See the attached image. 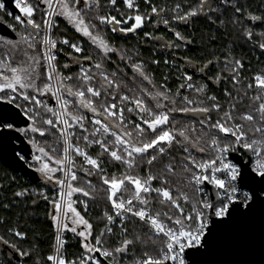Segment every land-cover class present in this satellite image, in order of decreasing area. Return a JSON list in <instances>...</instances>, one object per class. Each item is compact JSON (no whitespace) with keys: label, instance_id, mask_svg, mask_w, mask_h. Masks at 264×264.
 I'll use <instances>...</instances> for the list:
<instances>
[{"label":"snow or ice","instance_id":"obj_1","mask_svg":"<svg viewBox=\"0 0 264 264\" xmlns=\"http://www.w3.org/2000/svg\"><path fill=\"white\" fill-rule=\"evenodd\" d=\"M142 2L143 9L140 0H119L121 9L118 0H14L19 14L6 13L14 23L0 18L15 34L0 35V143L29 146L28 166L53 186L51 198L38 195L55 228L50 254L34 259L36 246L22 247L27 233L9 225L0 233V264H251L237 257L257 229L264 257V69L243 77L242 60L226 54V73L196 82L185 69L173 90L169 76L159 83L150 71L160 60L112 42L155 19L169 27L174 39L164 47L176 55L191 41L172 25L201 15L216 23L227 6L231 24L264 53V31L244 23L264 25V16L240 0H198L187 9ZM60 20L81 39L57 33ZM180 58L202 73L220 62ZM209 82L231 87L221 98ZM90 202L104 205L99 230L87 218ZM69 232L79 240L73 258Z\"/></svg>","mask_w":264,"mask_h":264},{"label":"trees","instance_id":"obj_2","mask_svg":"<svg viewBox=\"0 0 264 264\" xmlns=\"http://www.w3.org/2000/svg\"><path fill=\"white\" fill-rule=\"evenodd\" d=\"M154 2L161 6L167 5L168 7H172L176 3H181L182 6L187 9L189 5H196L198 0H154ZM140 3L141 8L143 9L145 6L143 5L142 0H140ZM240 4L247 12H250L253 15L264 16V0H240ZM118 6L121 9L124 7L122 3H119V0ZM223 10L224 14L219 16L216 23H212L204 17L197 16L192 18L194 20L195 39L191 42V46H182L176 55H173V53L176 52L175 49L164 47V44L167 41L174 39L173 35L170 34L169 27H166L162 21L158 23L155 19H153L152 22L147 23L138 35L128 34L127 36H123L116 33L112 42L118 47H124L131 50L138 49L142 58L146 61H151L152 59L160 60L159 65H149L150 71L159 83L163 82V77L165 75L169 76L167 86L173 90H175L182 82L181 80L176 79V77L185 71V68H183L185 60L180 57H186L193 63H202L201 65H203L208 60H214L224 51H227L228 55H233L243 61L244 70L242 76L251 77L255 72L264 69V56L240 36V30L237 26L231 24L230 20L233 15L232 9L225 6L223 7ZM7 12H11L7 7L6 11H0V18H3L6 23H14L12 18L6 15ZM16 14L19 13L13 15ZM113 14L116 13L113 12ZM216 15L218 14H214V18ZM220 20H224L225 25H221ZM58 23L59 27L56 29L57 33L63 32L75 40L81 39L79 35L76 34L63 20L58 21ZM245 23L247 26L251 25L254 27L250 21H246ZM181 24H174L172 26L177 30H183L185 34L191 37L189 29L181 27ZM255 29H257V33L264 31V25L259 23ZM145 32H151L154 36L162 37L163 39L151 40L144 38ZM142 38L144 42H141ZM181 43L184 45L183 42ZM85 48H88L87 44H85ZM174 57H176V60H174ZM165 59L169 60V65L164 64ZM173 61H175V63H172ZM59 62L61 65L67 62V57L61 55L59 57ZM86 66L87 65H85V67ZM120 66L123 67L124 65L121 64ZM177 66H179V72H177ZM216 66L217 64L209 66L206 77H215L222 71L225 73L227 72L226 70H223V65H220L219 68H215ZM78 70L77 67H73L72 69L74 73ZM189 73L193 75V79L196 82H208L205 79L206 77L201 76V74L197 75L193 72ZM209 85L210 94H215L221 98H223L224 88L231 87L230 82H222L217 86ZM30 159L26 160L27 164ZM36 175V180L25 178L20 174L12 172L0 162V219L8 221V224L0 225V233L4 232L9 225L20 226L21 230L27 233V239L22 242V247L29 248L30 246L35 245L37 252L34 259H41L51 252L52 245L54 244L55 228L49 218L51 206L44 201L38 193L47 192L51 198L53 194V186L50 184L46 185L43 178L40 177L38 173H36ZM25 189L28 190L29 195L24 197H16L14 195L16 192ZM5 205H7V207H5ZM103 211L104 205L102 202L99 204L89 203L87 218L94 223V227L97 230L103 227L102 223L97 222ZM115 231L118 232L119 230L115 229ZM64 238L67 240L65 246L66 253L69 258H73L74 254H77L80 251L79 240L70 232L65 233ZM111 243L115 244L117 243V240L114 238ZM29 264H32V262L30 261Z\"/></svg>","mask_w":264,"mask_h":264},{"label":"water","instance_id":"obj_3","mask_svg":"<svg viewBox=\"0 0 264 264\" xmlns=\"http://www.w3.org/2000/svg\"><path fill=\"white\" fill-rule=\"evenodd\" d=\"M6 7L13 13H19L18 9L14 6V0H4ZM0 35L5 37H14L12 33L4 23H0ZM15 151H20L25 155V160H20L15 156ZM30 148L28 145L22 142V140H13L11 143L4 141L0 143V162L4 164L5 167L10 169L16 174H20L25 178L31 180H36V173L28 166L26 160L30 159ZM239 259H244L251 264H261L262 253H261V243L258 229L249 237L246 247L242 254L237 257Z\"/></svg>","mask_w":264,"mask_h":264},{"label":"flooded vegetation","instance_id":"obj_4","mask_svg":"<svg viewBox=\"0 0 264 264\" xmlns=\"http://www.w3.org/2000/svg\"><path fill=\"white\" fill-rule=\"evenodd\" d=\"M213 3H214V5H219L220 4V0H213ZM225 7V6H224ZM199 17H204L203 15H201V16H199ZM205 18V17H204ZM253 25L255 24V22H257V21H250ZM181 27H183V28H185V29H189V33H190V35H191V37L190 36H188L187 34H185L184 33V31L183 30H177V31H180V32H182L183 34H185L184 36H185V39H186V41H191V42H193L194 41V39H195V37H194V20L192 19L189 23H182L181 24ZM171 32V31H170ZM171 35H172V33H170ZM161 42V41H160ZM183 46L185 47V46H191L192 44L191 43H185V42H183ZM251 46H253V47H255L256 48V50L259 52V53H261L263 56H264V53H262L261 52V50L258 48V47H256L255 45H254V43H251ZM165 50V49H164ZM229 51V50H228ZM228 52L227 51H224L220 56H219V58H220V62L219 63H217V66L215 67V68H219L220 67V65H223L224 66V64H223V60H224V57H225V55L227 54ZM231 57H235V56H233V55H230ZM235 58H237V57H235ZM238 59V58H237ZM260 59V58H259ZM174 60H176V57H174ZM178 64H180V63H178ZM194 64H197V63H194ZM202 63H199L198 65H201ZM219 64V65H218ZM183 68H185V69H187V71L188 72H193V73H195V74H201V76H203V77H206V75L208 74V70H206L205 72H200L199 70H197V69H194V67H193V64H186V63H184V65H183ZM189 74H191V73H189ZM222 83V82H221ZM223 83H225V82H223ZM209 84H211V85H213V86H217L218 84H214V83H211V82H209Z\"/></svg>","mask_w":264,"mask_h":264},{"label":"rangeland","instance_id":"obj_5","mask_svg":"<svg viewBox=\"0 0 264 264\" xmlns=\"http://www.w3.org/2000/svg\"><path fill=\"white\" fill-rule=\"evenodd\" d=\"M223 14H224V10H223ZM245 22H246V21H244V23H245ZM259 23H260V22L257 21V22H255L254 25L252 24L254 27H252L251 25H248V27H252V28H253V31L257 33V31H256L257 29H255V27H256ZM245 24H246V23H245ZM237 28L240 30L239 26H237ZM240 36H241V35H240ZM248 43H249V42H248ZM249 44H251V43H249ZM238 59H239V58H238ZM240 60H241V59H240ZM242 62H243V61H242ZM223 70H224V71H225V70L227 71V69H225L224 67H223Z\"/></svg>","mask_w":264,"mask_h":264},{"label":"built area","instance_id":"obj_6","mask_svg":"<svg viewBox=\"0 0 264 264\" xmlns=\"http://www.w3.org/2000/svg\"><path fill=\"white\" fill-rule=\"evenodd\" d=\"M54 242H55V238H54Z\"/></svg>","mask_w":264,"mask_h":264}]
</instances>
